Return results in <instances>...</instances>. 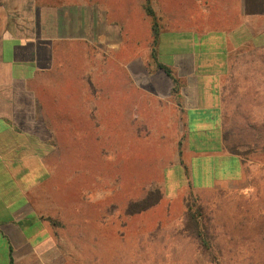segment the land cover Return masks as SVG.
<instances>
[{"label":"crops","instance_id":"obj_1","mask_svg":"<svg viewBox=\"0 0 264 264\" xmlns=\"http://www.w3.org/2000/svg\"><path fill=\"white\" fill-rule=\"evenodd\" d=\"M144 4L0 0V264H73L50 220L68 208L48 159L69 114L103 130L109 153L125 154L124 137L139 160L142 145L141 172L169 186L244 177L225 120L264 117V0Z\"/></svg>","mask_w":264,"mask_h":264},{"label":"rangeland","instance_id":"obj_2","mask_svg":"<svg viewBox=\"0 0 264 264\" xmlns=\"http://www.w3.org/2000/svg\"><path fill=\"white\" fill-rule=\"evenodd\" d=\"M242 114L230 112L225 123L245 175L235 186L206 191L193 190L181 178L169 186L160 168L149 167L144 175L142 145L139 160L138 151L129 154L124 137L125 154L109 153L107 144L95 140L103 130L69 114L58 133L59 149L48 159L59 162L53 185L68 208L52 222L62 225L59 235L73 264H264V117ZM172 152L163 160L166 166L176 163H170ZM150 191L159 195L133 213L132 203ZM189 211L203 224L208 250L186 220Z\"/></svg>","mask_w":264,"mask_h":264},{"label":"trees","instance_id":"obj_3","mask_svg":"<svg viewBox=\"0 0 264 264\" xmlns=\"http://www.w3.org/2000/svg\"><path fill=\"white\" fill-rule=\"evenodd\" d=\"M144 8L146 9V11L149 14H153L151 7H150V0H145ZM225 138L228 139L227 134L225 135ZM158 191H155V192L150 191L151 194L148 195V193H147L143 198L141 197L137 201L133 202L131 205V206H133L132 212L137 213L140 211H144L145 209L150 207V205L148 204L149 197L150 196H151V198L157 197V195H159ZM50 220L53 221L51 218H50ZM186 220L189 223V225H192L193 229L196 230L195 233L199 237V243L202 244L205 247V249L208 250L211 245L209 244L210 242H209L207 233L204 232L205 230L202 231L203 227H201V226H203V224L200 222L198 215H194L191 211H189L186 213Z\"/></svg>","mask_w":264,"mask_h":264}]
</instances>
